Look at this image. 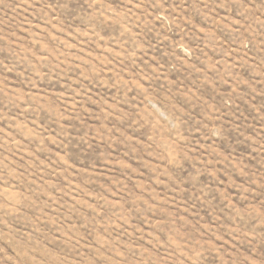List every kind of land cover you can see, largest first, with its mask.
I'll return each mask as SVG.
<instances>
[{
    "label": "rangeland",
    "instance_id": "1",
    "mask_svg": "<svg viewBox=\"0 0 264 264\" xmlns=\"http://www.w3.org/2000/svg\"><path fill=\"white\" fill-rule=\"evenodd\" d=\"M0 264H264V0H0Z\"/></svg>",
    "mask_w": 264,
    "mask_h": 264
}]
</instances>
